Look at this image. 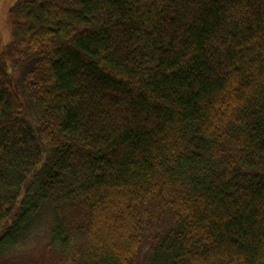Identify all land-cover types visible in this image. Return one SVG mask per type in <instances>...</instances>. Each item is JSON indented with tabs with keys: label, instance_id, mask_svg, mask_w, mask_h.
<instances>
[{
	"label": "trees",
	"instance_id": "1",
	"mask_svg": "<svg viewBox=\"0 0 264 264\" xmlns=\"http://www.w3.org/2000/svg\"><path fill=\"white\" fill-rule=\"evenodd\" d=\"M8 16L0 264H264V0Z\"/></svg>",
	"mask_w": 264,
	"mask_h": 264
},
{
	"label": "rangeland",
	"instance_id": "2",
	"mask_svg": "<svg viewBox=\"0 0 264 264\" xmlns=\"http://www.w3.org/2000/svg\"><path fill=\"white\" fill-rule=\"evenodd\" d=\"M16 0H0V50L5 48V46L11 41V20L8 16L9 8L15 3ZM39 230L28 237L26 241V246L28 251H35L39 244L42 243L43 238ZM40 261L47 262L48 259H43Z\"/></svg>",
	"mask_w": 264,
	"mask_h": 264
}]
</instances>
